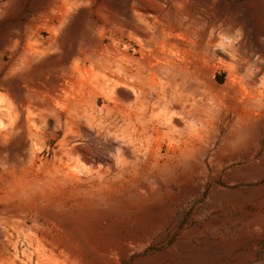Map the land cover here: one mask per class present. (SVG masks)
Wrapping results in <instances>:
<instances>
[{
  "label": "rangeland",
  "instance_id": "rangeland-1",
  "mask_svg": "<svg viewBox=\"0 0 264 264\" xmlns=\"http://www.w3.org/2000/svg\"><path fill=\"white\" fill-rule=\"evenodd\" d=\"M210 33L212 52L198 51ZM106 60L136 69L117 107L165 85L159 60L200 87L211 117L135 134V153L100 141L81 116L116 106L89 84ZM62 67V105L79 100L75 162L57 159L55 121L35 136L20 112L47 111ZM0 264H264V0H0Z\"/></svg>",
  "mask_w": 264,
  "mask_h": 264
},
{
  "label": "bare ground",
  "instance_id": "bare-ground-1",
  "mask_svg": "<svg viewBox=\"0 0 264 264\" xmlns=\"http://www.w3.org/2000/svg\"><path fill=\"white\" fill-rule=\"evenodd\" d=\"M212 41L213 33H210L204 38L202 43L194 44L198 51L211 53ZM227 45L232 46L224 41H218L216 43L217 48L220 47L225 49ZM44 54L45 49H38L34 51L32 56L38 57L39 59V57ZM159 60L155 65V70L159 71L166 79L167 82L165 85L161 84L159 88L143 90L140 94L138 92L139 96L134 98L133 101L120 104L119 106H122L120 110L117 109L119 107H117L119 104L117 89L120 85L136 89L137 84L135 78L137 75L134 71L135 68L133 69L131 66H127L125 62H120L118 60H106L104 66L100 67H97L93 63L89 65V70L92 73L89 84H92V88L94 89L102 88L108 101L114 103V105L116 104L114 107L111 106L110 103H107L98 110L92 108L84 112L81 116L82 120L84 119L86 121L87 124H85L96 132L95 135L100 141H108L110 143L116 142L119 144L120 148L131 149V151L135 153L137 148V138L134 137L135 134L151 135L153 132H158L173 137L182 132L183 129H192L197 125L203 126L211 117V111L206 105L207 102H205V94L200 90V87L194 83L186 82V78L184 77H182L180 81L179 75L174 71L175 69L172 70L171 67L163 64ZM245 63L247 64L245 68V77L248 85L253 88L254 92L257 79L256 70L259 66L257 62L251 58H247ZM240 65V63H236L235 67L239 69ZM74 70L80 72L81 67L74 64ZM67 72L68 69L64 67L60 70V76L55 80L53 94L51 95L53 104L49 105L47 111L34 115L28 108H22L20 110L21 114L26 116L28 123L31 121V125L35 127L32 129V134L35 136L38 135L41 125L47 123L48 120L55 121L56 127L64 131V135L59 141V149L57 152V159L59 162L64 161V156L68 162H75L72 156L74 153V146L72 145L74 139L68 130L71 129L76 121L77 115L75 112L77 109H74V107L79 103V100H73L72 104L67 109L62 105L63 94L61 93L65 89L64 85L67 83ZM234 82L235 81H233V83ZM155 86L156 85H154V87ZM237 90L238 89H235L236 92ZM57 93H59V95H57ZM135 96L137 95L135 94ZM247 96L248 98L246 99H251L252 92L248 91ZM6 98L8 109L15 114V102H13L11 97L7 96ZM159 109L160 117L158 118L156 112ZM9 110L7 111L9 112ZM153 116L157 119L155 118L154 120ZM243 121L242 128L236 131L235 138L237 141L242 139L243 135L250 130L254 122L252 117H245ZM181 136L182 135H180V137ZM169 145L171 146V144ZM175 148L176 147H174V149Z\"/></svg>",
  "mask_w": 264,
  "mask_h": 264
}]
</instances>
